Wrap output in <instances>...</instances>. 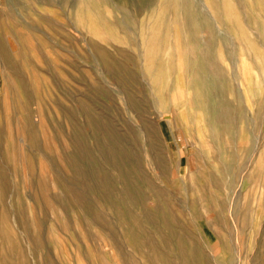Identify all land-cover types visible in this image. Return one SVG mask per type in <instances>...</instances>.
I'll return each instance as SVG.
<instances>
[{"label": "rangeland", "instance_id": "1", "mask_svg": "<svg viewBox=\"0 0 264 264\" xmlns=\"http://www.w3.org/2000/svg\"><path fill=\"white\" fill-rule=\"evenodd\" d=\"M149 1L145 2H157V12L167 8L162 0ZM194 1L199 5L196 20L188 7H181L176 14L166 13L162 19L156 13L150 19L145 16L146 7H139L143 5L140 1L95 0L92 11L97 16H92L93 20L78 22L65 17L55 21L60 31L52 37L41 35L42 46L28 56L34 84L30 115L22 108L6 115L7 73L0 57V121L5 116L14 119L18 145L22 144L2 163L8 172L6 178H0V264H158L150 256L159 250L164 263L183 264L177 245L181 236L192 242L185 239L190 264H264V0ZM136 9L143 13L140 18L121 21L125 12L133 14ZM91 44L104 50L109 66L98 60ZM200 79L211 84L213 100L223 99L233 110L230 120L234 123L230 121L220 131L209 126L203 108L193 98L191 87ZM131 94L136 106L130 103ZM75 99L91 104L92 115L104 116L101 120L122 134L128 125L141 128V117L163 125L159 133L175 180L190 184L191 168L200 171L201 166L211 180L221 181L223 190L204 188L203 192L218 196V204L226 202L225 216H221L226 224L213 226L200 202L192 214L183 212L178 206L182 199L176 202L173 197L169 205L180 225L174 224V234L165 233L159 223H149L143 212L158 206L147 188L141 206H129L134 215L141 216L135 229L137 236L146 239L141 249L127 243L123 238L126 225L95 195L86 194L109 224L103 228L91 217H83L73 194L80 187L77 166L68 159L75 143L61 114L64 102L70 106ZM28 128L33 129L37 144L27 135ZM106 157V152L97 155V162L112 171ZM224 169L231 173H223ZM4 231L11 238H3ZM148 238L152 244L147 243ZM193 247L204 253V259L194 254Z\"/></svg>", "mask_w": 264, "mask_h": 264}, {"label": "bare ground", "instance_id": "2", "mask_svg": "<svg viewBox=\"0 0 264 264\" xmlns=\"http://www.w3.org/2000/svg\"><path fill=\"white\" fill-rule=\"evenodd\" d=\"M94 1L95 0H4V2L0 1V57L2 59V63L7 73V78L6 81L4 82V91H5L4 96L6 95L5 97L6 115H10L11 112H15L16 108L26 109L27 114L25 115H30V105L33 99L32 88L34 89L33 87L34 84L31 81L32 79H30L32 77V76L30 77V73L32 75V69L28 56L31 55V53H33L34 51H38L39 48L42 46L41 35L47 34L49 37L55 36V34L60 31V26L57 25L58 23L55 24L54 22L55 21L61 22V18L62 19L65 17L66 19L74 18L78 22H81L82 19L83 21L85 19L93 20L92 16H97L92 11V6H94L95 3ZM132 1L135 3L137 1H140L143 5H139V7L142 6L146 7L148 12L145 16L150 19L154 18L159 13L160 15H158V18L161 17V19L167 16L166 13L176 14L177 11H181V7H188L189 9L190 8L193 9L192 18L194 20H196L194 16L196 15L198 16L199 5L194 0H162L166 3L165 5L167 6L164 12H157V10L155 11L156 8L155 0L149 1L150 3L155 1L154 3H151L152 5H149L148 2H145L147 0H132ZM140 2L137 3L141 4ZM153 8L154 10H151ZM67 9L68 12H66ZM85 10L91 11V13L85 12ZM141 15H143V13L139 12L138 9H136L135 12H133V14L125 12L121 16V21L128 20L129 22H131L132 20H135L137 17L140 18ZM6 41H9V45L6 43ZM43 44L46 43L43 42ZM90 47L91 49H93V53L97 56L100 62H102L106 66L110 65L111 61L109 57L105 54L104 50H102L98 45L95 44H91ZM150 64H153L152 59L149 65ZM118 70H122V69L119 67ZM125 75L126 74H124V76ZM210 87L211 84L209 83V81H206L205 79L202 80L200 79V81L198 80L196 83H194L191 88L194 91L193 98L195 97L197 98L196 105H200V107L203 108L202 113L205 112L207 117L206 120L208 121L209 126L215 128V130L220 131L222 127L230 125V121H232L230 119L233 118L232 117L233 110L231 106L223 99L216 101L213 100L210 94L211 91ZM38 93L39 92H37V94ZM50 93H52V91ZM69 97H67L66 99H68ZM53 98H55V96ZM199 98L200 99L202 98L201 102L198 101ZM129 100L133 106H136L137 101L135 97H132V94L131 96H129ZM67 103L64 102L63 108L61 110L62 112L61 114L62 116L64 115L63 119L65 123L69 126L71 140L75 143L73 151L68 155V159L70 163L72 162L71 164H76L77 166V170H75L76 171L75 174L77 175V180H80V187L76 183L79 188H77L78 191L76 190L77 192L75 191L73 194L83 217L86 218L87 216L91 217L94 221L93 223H97L102 227L105 224L106 225L109 224V222L107 224L105 221H103L104 219L102 220L101 215H103V213L94 208L92 202L88 199L89 197L86 194L88 193V195L89 194L95 195L98 199L102 201V203L107 205L119 217L118 222H122L127 226V228L126 226L125 228L123 226V228L126 229V233L125 236L123 235V238H126L125 240H127V243H129L131 246L137 249H141V247L144 246L146 241V239L143 240L142 238H140L139 237L140 235L137 236L136 233L137 230L136 228L139 226L138 225L139 222L142 221L140 218L141 216L140 214L139 216L137 214L134 215L133 214L134 212L130 211L129 206L134 205L136 207L138 204H140L141 206V202L144 200V197L146 196L144 189L147 188L149 194L156 197L157 199L156 203H158L157 204L158 206L157 208H154V210L151 211L146 210L143 212H145L148 215L149 223L150 222H152L151 224L156 223L155 224L156 226L158 225L157 223H159L160 224L159 228L165 231V233L172 232L171 234H174L173 233L174 224L178 223L175 219L174 214L171 211L172 208L169 205L170 204L169 200L173 201L172 199L173 197L176 199V202L178 201L177 199L179 198L182 199L180 205H178L176 202L175 203L176 205L181 207L183 212H186L187 214L190 213L192 214L194 211V206H196L197 202H200L203 208L205 209V211L210 214V217L212 219L209 218L208 219L213 220L212 221L213 226L217 227L221 222L223 224H226V219L222 218L223 217L222 215H224L226 211V205H225L226 202H224V204L221 203L218 204L216 201V197L218 198V196H214L212 193L208 194L203 192L204 188L206 189L210 188L212 191L213 189L215 190L217 189L218 191L223 190L224 189L223 185L219 183L221 181L215 183L213 179L211 180V178L206 175L204 169L201 166L199 168L200 171H196L193 167L191 168L189 178H187L189 179L190 184L188 182L186 183L185 181L180 182L179 180L178 181L175 180V172L173 171V169L170 170L169 167L170 163H168L170 161L169 156H167L165 153V149L163 147V143L161 140L162 137L160 135L161 132L159 133L160 131L159 127L163 128V125L159 126L157 123H155V121L149 120L145 117L143 118L141 117L140 118L142 123L141 128H135L128 125L126 131L124 132V134H122L118 132L117 130L118 128L116 126L110 125L108 124V122L106 123V120L105 121L101 120L102 118H104V116L95 115V114L92 115L93 113H91V109H92L91 104L85 103V101H82V99L73 100L70 106H67L66 105ZM192 103L193 105L195 104V99H192ZM41 108L42 107H40V109ZM199 111L201 110L199 109ZM139 112L137 113L138 115ZM82 113L84 115H80ZM1 115L2 114H0V117ZM131 120L134 121L133 118H131ZM232 122L234 123V121ZM16 124L18 125L17 121ZM13 125H14V119L9 118V116H5V118H2V121H0V178L1 179L6 178L8 172L7 169L4 168L2 165L3 159L7 158L8 160H10L12 156L15 154L16 149H18V146H22L21 142L20 145H18L19 139L18 136L15 135ZM54 125H56V123ZM86 128L89 129L90 132H86L85 131ZM20 132L21 131L16 127V133L20 134ZM27 135L29 136L30 140L33 143L37 142L32 128H28ZM20 137L22 136L20 135ZM167 137L168 136L165 135V138ZM215 137L216 136H214V138ZM214 142L216 143L217 140H214ZM220 142L222 143V141ZM93 143L94 145L91 147ZM97 149L99 153L97 152ZM105 152L108 155V157L106 158L111 163L110 167L112 168V171L108 169L106 170L105 168H103V166L99 165V162H97L96 156L102 155V153L105 154ZM142 153H144V157L142 156ZM147 167L149 168L148 170H150V174L149 172L147 173L146 171ZM238 167H235V169ZM220 170L219 172H221ZM228 170L229 169H226L225 172L223 171V173L225 174L228 173ZM155 171L158 172L155 173ZM214 171L213 172L209 171V172L210 174H213ZM199 173L201 176L198 175ZM99 175H101V177ZM217 179L220 180L218 177ZM65 180L67 179H64V181ZM71 183L75 184V182L73 181H71ZM227 186L229 187V185ZM3 191H5V189ZM67 191L70 192L71 189L67 187ZM225 192L227 193V191ZM140 206L138 205V207ZM172 206L174 207L175 205ZM143 208L147 209L148 207L144 206ZM142 210L143 209H141V211ZM192 220L186 219L188 223H190ZM23 224L25 223L23 222ZM191 225H193V223ZM150 227H154V225ZM143 230L141 229V231ZM156 230H158V228ZM159 230L157 232H159ZM2 235L3 238L5 237L7 240L11 238V235L10 233H8V231L2 232ZM186 238L187 236L185 237V239ZM39 239L37 237L36 241H38ZM164 239L166 240L167 237ZM185 239L182 236L178 238L177 245L179 246V248L177 246L176 247L180 250L179 255L181 256V259L184 260L183 264H190L191 261L189 262L186 259V257L188 256L189 247L187 246V242ZM188 240L190 241V243H192L190 239ZM166 242H168V244L170 243V241H166ZM147 243L152 244L150 239L147 241ZM164 245L165 244H163V246ZM192 246L193 245H191V247ZM165 247L166 246H164V248ZM198 248L196 247L192 248L194 254H197V256L200 257V259H204L203 256L204 253H201L200 249ZM153 252L154 253L152 254V256H150L153 261H157L158 264H166V261L165 263L163 261L162 255L157 254L158 252L157 253L155 251ZM191 258L193 259L194 256H191ZM165 259L167 260L166 257ZM197 260L199 261L198 258ZM194 261L196 260H193V262ZM255 262L258 261L255 260Z\"/></svg>", "mask_w": 264, "mask_h": 264}]
</instances>
